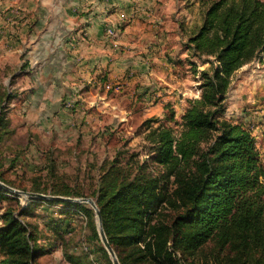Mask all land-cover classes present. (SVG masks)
<instances>
[{"label": "trees", "instance_id": "16d2710c", "mask_svg": "<svg viewBox=\"0 0 264 264\" xmlns=\"http://www.w3.org/2000/svg\"><path fill=\"white\" fill-rule=\"evenodd\" d=\"M201 16L184 41L198 60L190 64L201 96L187 100L180 119L164 102L165 119L148 120L147 159L103 164L91 194L32 180V192L94 198L121 264H264V157L251 126L227 118L237 73L264 58V1L201 0ZM198 62L209 67L199 70ZM6 96L0 94V181L14 187L3 171L11 151L4 147L11 133ZM54 169L51 159L52 175ZM6 192L0 187V202L9 200ZM13 198L18 205L0 216V264H39L34 233L22 220L28 209ZM35 200L78 206L96 228L85 204Z\"/></svg>", "mask_w": 264, "mask_h": 264}, {"label": "crops", "instance_id": "0c3cea01", "mask_svg": "<svg viewBox=\"0 0 264 264\" xmlns=\"http://www.w3.org/2000/svg\"><path fill=\"white\" fill-rule=\"evenodd\" d=\"M121 20L118 36L108 37L107 25ZM201 20V0H0L9 136L19 121L27 133L77 135L80 143L97 137L104 148L109 121L133 114L142 101L146 110L165 111L166 99L154 95L165 85L179 90L175 54ZM247 114L227 118L253 128L264 157V114Z\"/></svg>", "mask_w": 264, "mask_h": 264}, {"label": "rangeland", "instance_id": "374dc122", "mask_svg": "<svg viewBox=\"0 0 264 264\" xmlns=\"http://www.w3.org/2000/svg\"><path fill=\"white\" fill-rule=\"evenodd\" d=\"M122 23L124 25V22ZM177 50L178 53L175 54L177 59H174V62L179 69L182 84L179 90L165 85L168 89L156 90L157 94L154 96L163 97L166 99L164 102H170L176 111V118L180 119L187 100L200 98L201 81L200 74H196L190 64V60H198L188 54L186 43L182 42ZM198 66L199 70H203L209 67V64L198 62ZM128 100L122 102L125 109L129 107ZM139 104L141 105L136 107L130 106L135 107L136 111L134 110L133 114L129 116L125 114L122 120L114 123L108 122L107 135L100 138L106 142L104 148L99 146L97 137L84 138L85 140L80 143L77 135L65 138L38 136L35 130L27 133L19 128L21 122L12 121L11 128L15 132L4 145L11 150L3 166L4 179L12 182L14 187L21 191L32 192V180L40 178L43 186L49 189L60 187L64 183L81 190L84 194H91L98 184L100 166L103 164H109L116 159L121 165L126 166L130 162L137 163L147 159L149 155V145L145 141L147 122L150 119L164 120L169 111L166 113L160 110L161 105L146 110L142 106L144 101ZM227 104V115L234 117L241 116L242 110L252 116L264 114L262 112L264 58L262 61L256 60L246 65L237 73ZM66 106L73 105L69 106L67 102ZM8 108L5 107L7 110ZM164 123L170 124L167 121ZM157 124L158 122H154L153 126ZM30 133L34 136L28 135ZM17 154L19 157L12 164ZM51 159L55 163L53 175L48 170ZM6 195L9 200L4 199L0 202V216L8 205L13 204L14 207L18 205L16 201H12L13 197L19 200L21 206L28 209L22 220L29 224L34 233L36 248L39 251V264H113L111 257L109 259L102 249L104 245L100 238L96 214L93 218L95 228L92 226L91 218L78 206L47 204L9 191ZM85 205L92 208L90 204Z\"/></svg>", "mask_w": 264, "mask_h": 264}, {"label": "water", "instance_id": "95a60500", "mask_svg": "<svg viewBox=\"0 0 264 264\" xmlns=\"http://www.w3.org/2000/svg\"><path fill=\"white\" fill-rule=\"evenodd\" d=\"M0 187L3 188L6 191L16 193L18 195H22L26 198H29L30 200L32 199H52V200H64V201H69V202H74L78 204H90L95 211L96 217H97V224H98V230L100 234L101 241L109 253V256L111 257L113 264H121L116 251L114 250L113 246L111 245L110 241L108 240V237L106 235V232L103 227V220H102V214L101 211L97 205V202L94 198L91 197H66V196H55V195H50V194H43V193H38V192H28V191H21L19 189H16L14 187H11L2 181H0Z\"/></svg>", "mask_w": 264, "mask_h": 264}, {"label": "built area", "instance_id": "2783aa9c", "mask_svg": "<svg viewBox=\"0 0 264 264\" xmlns=\"http://www.w3.org/2000/svg\"><path fill=\"white\" fill-rule=\"evenodd\" d=\"M122 20L120 22H112L109 25H107L106 34L108 35V37L116 38L118 36L120 30L123 27ZM72 104H73L72 101L68 102L69 106H71Z\"/></svg>", "mask_w": 264, "mask_h": 264}]
</instances>
